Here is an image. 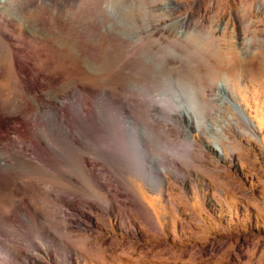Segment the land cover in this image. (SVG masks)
<instances>
[{
	"label": "rangeland",
	"instance_id": "rangeland-1",
	"mask_svg": "<svg viewBox=\"0 0 264 264\" xmlns=\"http://www.w3.org/2000/svg\"><path fill=\"white\" fill-rule=\"evenodd\" d=\"M28 2L0 0V113L19 91L30 93L33 114L15 126L26 130L27 153L38 150L54 168L44 169L46 180L23 177L43 190L25 195L41 219L37 228L24 213L0 205V215L16 221H0V264H28L10 252L40 260L34 264H264V27L256 26L264 0H58V7L49 0ZM47 11L61 23L53 44L46 41ZM187 16L191 22L182 29ZM26 25L35 35L28 43L47 52L57 48L55 69L34 73L27 64L20 41ZM9 39L40 92L16 84ZM90 47L97 55L79 50ZM229 47L236 58L223 55ZM172 79L199 87L217 106H205L209 113L196 122L184 101L181 122L157 130L168 144L156 145L168 160L161 183L126 166L135 159L129 127H137V110L147 115ZM117 95L121 108L113 101ZM49 98L69 117L52 112ZM38 103L49 114H38ZM124 108L133 110L134 124L121 115ZM85 112L94 120L90 125L81 121ZM67 125L82 144L59 136ZM3 135L17 142L13 128ZM5 145L12 148L9 141ZM103 155L127 159L121 161L127 171ZM82 157L103 188L81 180Z\"/></svg>",
	"mask_w": 264,
	"mask_h": 264
},
{
	"label": "bare ground",
	"instance_id": "bare-ground-1",
	"mask_svg": "<svg viewBox=\"0 0 264 264\" xmlns=\"http://www.w3.org/2000/svg\"><path fill=\"white\" fill-rule=\"evenodd\" d=\"M49 2L51 3V5H53L55 7H58V0H49ZM29 4H31V6H35L36 0H31V2ZM37 15H39V14L37 13ZM48 15L50 16V21H51V22H49L50 25H48V27L51 26V28L47 29L48 31H46L47 32L46 41L48 43H50V44H53V41H52L53 38L51 39V37L55 34V30H54L55 28L54 27L57 28V26H60L61 23H60V20H59V15H52V14L50 15V13ZM24 18H26V17L24 16ZM261 18H260V21H258L259 23L258 24L255 23V24H256V26H259V27L263 28L264 27V16L261 17ZM48 19L49 18L47 17V20ZM181 21H182V19H181ZM44 22H46V21L44 20ZM190 22H191L190 21V17L187 16L181 22V26L182 27L180 25L179 26L182 29H184L185 27L189 26ZM179 24H180V22H179ZM25 27H27V25ZM24 32H25V38L23 40L21 38L20 41H21V44L23 45V47L26 50L25 51L26 55H27L26 56L27 57L26 60L28 61L27 64L31 65L30 67H31V69L33 68V72H34V69H35L38 73L42 74V73H44L47 70L55 69L56 68V63H55L56 54L55 53H56V49L57 48H54V50L51 51V52H47L42 47H38V46H35V45L33 46L30 43H28L26 38L35 37V35L33 34V32H31L30 28H28V27L26 29H24ZM42 34L44 35L45 33H42ZM140 34L141 35L144 34V31L141 32ZM174 35H176V36H178L180 38H183L185 36V33L182 32V31H177V32H175ZM44 36H42V37H44ZM143 36H145V35H143ZM21 37H23V36H21ZM11 40L9 39V41H10L9 42V45H10L9 46V51H10V53L12 55V60H13L14 67H15L14 75H15V78H16V84L18 86L26 89V90L34 88L35 91H39L40 92L38 85H35L36 83H33V77L30 76V74H29L30 72H28L25 69L26 68L25 65H23L25 68L22 66L21 56L19 54L17 46L15 45L16 42L14 43ZM224 40L225 39L223 38V41L221 40V42L224 43ZM228 42H230V41H228ZM227 45H229V44H227ZM176 46H177V44H176ZM184 46H186V45L184 44ZM224 46H226V44H224ZM232 47H234V46H232ZM232 47H229V48H226L225 50H223L222 51L223 55H225L227 53L228 55L230 54L232 58H236L237 57V50L232 48ZM7 49H8V47H7ZM79 50H80L81 53H87V54H93V55H97V52H98L97 49L94 48V47H90L89 49L81 48ZM45 51L47 53H45ZM23 54H21V55H23ZM263 54H264V52H263ZM43 55L46 56L47 58L46 59L45 58L42 59ZM228 58H230V57H228ZM261 62L263 64V66L261 67V72L264 73V58H263V60ZM30 67H29V69H30ZM36 71L34 73H37ZM33 72H31L32 75H33ZM37 75H39V74H37ZM16 84L14 83V85H16ZM167 86H168V88L166 87L165 90L162 89V92L160 94L161 95V99L159 101H157L158 99L157 100H153L154 102L151 101L152 103L150 104V110H149V112L147 114L148 116L144 112H141V111L137 110V127H129L130 137L132 138V145H133V151H134V152H132V155L135 156L134 157L135 159L133 161H127V159H122V158L121 159H116V160H110L109 159L110 158L109 155L108 156H106V155L102 156V158L103 157L104 158L108 157L107 161L113 163V165L117 169L121 170V172L127 171L126 168H125V165L121 164V161H127L126 166L128 168H130L132 171L134 170L135 172L137 171V173L147 174L148 176L155 177V178H157L158 181L159 180L161 181L162 177L166 175V173L164 175L163 165L165 164V166H166V164H167L166 162L168 160L166 158H164V157H167L165 153H163L162 151H158L157 150L156 145L158 143H162V144H164L163 147H167L168 144H167V141L165 140L164 137L157 136V133H156L157 130L158 129H163L164 131H166L164 126L165 125L167 126L169 122H172V121L174 122V121H180L181 120V118L183 117V114L185 113V111L179 105L181 104V106H182V104L185 103L184 101H186L187 105L191 109L193 108L194 111H192L190 109L188 111H190L193 119H195L196 122H199V119L201 117H205V115H207L209 113V111H205L204 110L205 106H207L206 108H209V109H212L214 106H217V104H216L217 99L216 98H212L210 100L209 99L206 100L202 96V92L200 91L201 89L200 90L198 89L199 87L197 88L196 86L185 84V82H182V81H180L178 79L170 80L168 82ZM144 89H145L146 93H149V92L152 93V91H153V90L151 91L150 87H146V86H145ZM83 90H85L89 95L91 93L95 92L93 89H90V88H87V87L86 88L84 87ZM24 92H25V90H24ZM24 92H20V91H19V93L16 92L17 94H15L14 97L10 101L6 100L5 102H3V106L6 109V111L4 110L3 114L0 113V205H2V207L5 206L4 208H6V209L8 208L9 212H13V213L22 212V213H24L23 215H25V218H26L25 220L26 221H30L32 223V225L35 228H37L39 220H41V219L39 217L38 212L33 208V206L31 207L32 204L30 205L29 204L30 202L29 203L27 202V200L25 198V195L26 194L27 195L28 194H32V195L33 194H39L40 195L43 192V190L41 191V189L39 187L35 186V185H32V186L28 185V183H26V181L23 179V177L25 175H37L41 179L46 180L47 173H46V171L44 169L52 168L53 167V165H52L53 163H50V160H48L47 157H42L45 154H43V155L38 154L37 153L38 150L34 151V150L31 149L32 150V154H29V152L27 153V151L29 149L27 148L26 143L23 140V136L26 134V130L22 131L20 128H17L15 126V125H17V123L18 124L19 123L24 124V122L26 121V119L29 116V114L31 112L33 114V111H32L33 107H32L31 102L29 100L30 93L28 95L27 93H24ZM113 95H112L111 98H113ZM49 100H50V103H51L49 108H50V110L52 112H54L57 115L59 114L62 117V120L66 119L67 117H69V116L66 115V112H63V110H61L57 106H54V105H56V103H58L57 100L53 101L50 98H49ZM113 101L117 105L118 108L122 107V103L118 99V95H117V98L115 97L113 99ZM81 102H83V101H81ZM137 102H138V100H137ZM126 104H127L128 107H131L130 103L127 102ZM35 105H34L35 106L34 109L36 110V112H38V114L41 113V112H46L48 110L41 103H38V104H35ZM84 108H85V106H84ZM138 108L139 107H137V109ZM35 110H34V112H35ZM132 111L133 110L132 109L130 110V108H124V111H123V113L121 115L122 116L123 115H127V117L132 118V119H129V121L132 124H134V118L135 117H134V114H133ZM49 112H48V114H49ZM87 114H90L92 116V114L90 112H87ZM84 115L86 117L82 118V120H81L83 122V124L90 125L91 123H93L94 120H90L88 118V116L86 115V112H85ZM37 116H39V115H37ZM70 116H71V113H70ZM30 118H31V116H30ZM32 118H33V116H32ZM35 120H37V119H35ZM62 120H60V121H62ZM67 121H68V119H67ZM29 122H31V121L29 120ZM34 123H36V122H34ZM27 125L28 124H26V126ZM38 125L39 124H37V126ZM6 128H13L14 129V134L17 137V142L16 143L15 142H10L11 139L9 137H6V136L3 135V131ZM9 131H10V129H9ZM35 131H37V130H35ZM60 132H62V134L59 135V136L62 137L64 135L65 136L71 135V140L73 141V143H76V144L80 143V140H79L80 138L78 139L77 136L74 133L71 134L72 132H71V129H70L69 125H67ZM184 133H186V131ZM34 136L35 135H33L32 138H34ZM34 139H36V138H34ZM38 140H40V142H42L41 139H38ZM5 141H7V142L9 141V144L12 146V148L10 146H9L10 147L9 148L7 145H5ZM192 142H191V144H192ZM37 143H39V142H37ZM80 144H82V143H80ZM12 150H14V151L16 150V153L13 154ZM176 151L178 152V150H176ZM114 156L115 157H124V155H122V154H115ZM130 156L131 155H129L128 157H130ZM131 158H133V157H131ZM103 160H106V159H103ZM80 161H81V167H82V170H83L82 171V179L81 180L83 182L84 181L85 182L88 181L89 183H93V184L97 185L98 187L103 188L104 185L101 182V178L99 177V175L96 174L95 172H93L91 169H89V167H88L89 164H90L89 161L87 159L83 158V157L80 158ZM165 169H167V167H165ZM14 173L19 175V177H16L17 175L15 174L16 175L15 176ZM71 181H73V180L71 179ZM162 181H161V183H162ZM149 182H150V180H149ZM49 183L53 187L55 186V187L58 188V184L54 180H50ZM155 183H156V181H155ZM159 184H160V182H159ZM5 192L11 193V195H13L12 198L11 197H9V198L2 197V195ZM8 195L9 194H7V196ZM14 195L17 198H15ZM46 195L49 196L50 199H54V200L55 199H60V200H62L61 197L60 198L54 197L50 193H46ZM0 221L4 222V223L10 221L12 224H15V222H16L10 216L3 215V214L0 215ZM0 234H2V233H0ZM33 245L35 246L36 250H39L40 247L37 244L34 243ZM9 254H11V257H14V260H15V258L19 259L20 257H23L24 260L28 264H34V263H38V261H40L37 258H35L33 256H30L29 254L23 253V252L22 253L21 252H15V253H11L10 252Z\"/></svg>",
	"mask_w": 264,
	"mask_h": 264
}]
</instances>
